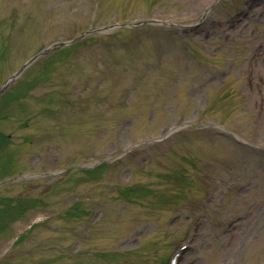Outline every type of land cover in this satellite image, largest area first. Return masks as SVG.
<instances>
[{"label": "rangeland", "instance_id": "374dc122", "mask_svg": "<svg viewBox=\"0 0 264 264\" xmlns=\"http://www.w3.org/2000/svg\"><path fill=\"white\" fill-rule=\"evenodd\" d=\"M251 2L238 20L243 0H0V67L9 50V74L54 36L114 21L122 32L105 25V34L83 35L78 57L69 53L81 41L41 55L14 83L43 67L44 84L20 94L53 91L32 98L49 124L38 139L65 153L31 157L34 170L28 157L40 140L32 151L0 154V180L77 166L37 175L29 193L0 184L1 200L39 198L25 214L28 202H0V264H167L194 220L200 231L182 264H264V0ZM144 18L165 23H124ZM76 87L80 109L59 111L60 96L73 98ZM95 206L101 214L91 221Z\"/></svg>", "mask_w": 264, "mask_h": 264}]
</instances>
